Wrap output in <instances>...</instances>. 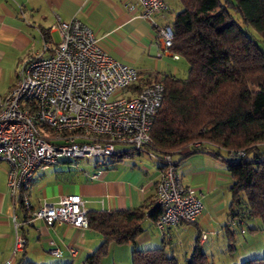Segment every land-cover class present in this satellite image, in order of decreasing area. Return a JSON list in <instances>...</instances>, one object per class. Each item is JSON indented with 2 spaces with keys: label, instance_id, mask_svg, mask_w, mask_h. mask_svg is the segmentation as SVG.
<instances>
[{
  "label": "crops",
  "instance_id": "1",
  "mask_svg": "<svg viewBox=\"0 0 264 264\" xmlns=\"http://www.w3.org/2000/svg\"><path fill=\"white\" fill-rule=\"evenodd\" d=\"M164 2L168 11L153 19L158 26L170 24L167 18L175 13L173 7L180 12L178 0L177 5L171 0ZM139 13L137 0H0V97L11 90L16 72L29 59L51 55L59 41L57 17L65 22L76 18L88 27L112 59L137 70L138 85L165 76L180 79L188 70L187 63L180 57L173 59L170 53L162 54L153 24L139 18ZM220 154L228 159L224 152ZM173 158L182 183L202 195L203 208L196 222L167 228L161 233L146 216L135 244H109L107 255L99 264H121L123 259L130 261L134 250L148 249H162L183 264L197 246L214 259L227 249L228 229L236 240V234L245 233L242 227L255 223L246 220L244 226H238L239 230L228 226L233 181L222 160L208 152L189 154L187 150ZM149 159L156 161L153 164ZM113 162L103 169L95 164L94 171L101 170L96 179H91L95 174L76 172L70 175L54 172L51 176H46V171L35 173L30 187L32 206L56 204L64 195L79 196L88 213L132 211L155 203V185L162 168L160 157L153 153L136 154L131 164L123 160ZM69 164L59 163L62 167ZM7 171L6 164L0 162V264H85L86 258L101 245V235L64 225L47 227L38 220L27 223L23 208L9 196ZM15 223L26 244L21 253L13 256ZM256 228L255 231L248 228V232L256 234L259 227ZM52 250H58L60 256L51 255ZM110 256L112 259L108 261Z\"/></svg>",
  "mask_w": 264,
  "mask_h": 264
},
{
  "label": "built area",
  "instance_id": "2",
  "mask_svg": "<svg viewBox=\"0 0 264 264\" xmlns=\"http://www.w3.org/2000/svg\"><path fill=\"white\" fill-rule=\"evenodd\" d=\"M139 18L150 21L162 54L170 53L174 33L171 24L158 26L155 16L168 11L164 0H137ZM59 41L51 55L33 57L16 72L11 90L0 97V162L6 164L7 190L27 215L47 227L88 228L87 210L77 195H64L56 204L34 208L30 187L36 172L79 160L107 161L126 146L138 154H150L149 132L164 98L163 86L134 90L135 68L112 59L101 49L92 31L78 19H56ZM45 51L47 49L45 48ZM231 154V158L242 156ZM161 171L155 185V204L161 214L154 223L159 232L193 224L202 211L201 194L182 183L173 155L160 156ZM100 169L102 165L97 162ZM101 170L91 179H96ZM15 221V219H13ZM231 226H236L233 221ZM13 256L26 240L15 223ZM201 240L205 237L202 236ZM59 257L58 250L50 251Z\"/></svg>",
  "mask_w": 264,
  "mask_h": 264
},
{
  "label": "trees",
  "instance_id": "3",
  "mask_svg": "<svg viewBox=\"0 0 264 264\" xmlns=\"http://www.w3.org/2000/svg\"><path fill=\"white\" fill-rule=\"evenodd\" d=\"M178 1L181 10L171 24L174 39L170 52L185 60L187 77L165 76L133 87L139 90L160 83L164 90L149 132L148 151L158 157L186 150L189 154L208 152L222 160L233 181L230 222L238 227L246 220H258V231L264 233V0H225V5L220 0ZM221 152L228 159L222 158ZM237 152L243 155L230 157ZM128 156L124 151L111 160L117 163ZM154 204L132 211L87 213V229L99 233L103 241L85 264H99L111 243L134 245L144 218L155 223L161 214L158 207L151 209ZM226 234V250L232 253L235 240L229 229ZM130 263L180 264L162 249L134 250ZM183 264L214 263L197 246ZM242 264H264V257Z\"/></svg>",
  "mask_w": 264,
  "mask_h": 264
},
{
  "label": "rangeland",
  "instance_id": "4",
  "mask_svg": "<svg viewBox=\"0 0 264 264\" xmlns=\"http://www.w3.org/2000/svg\"><path fill=\"white\" fill-rule=\"evenodd\" d=\"M175 1L176 5H177V0H171V2ZM221 3L223 5H225V0H220ZM228 1H232V0H228ZM178 8V7H177ZM179 9L181 10V7L179 6ZM174 10V14L172 13V16L170 18H167L168 22H170V24H172L173 20H174V16L177 14L176 8L173 7ZM231 16L233 17V19L236 21V23L241 26V23L238 19V17L232 12L230 11ZM242 27V26H241ZM250 34L253 33V31L249 30ZM264 51V48H263ZM43 57H46V55H43ZM187 72H184L180 75V79H185L187 77ZM116 151L117 152H127L128 154H130L131 156H128L126 158L123 159L124 163L127 164H131L133 162V160L135 159V152H133L131 150V148L126 147V146H116ZM133 156V157H132ZM132 158V159H130ZM112 160L109 159L107 161H102L97 160V159H83V160H79L77 162V164L75 163H70L68 166H60V165H56L52 168H48L46 170V176H51L53 175L54 172H62V174L64 175H70V174H74V172L76 173H83V174H96L97 171H94L93 167L94 165L99 162L103 167H106ZM148 161H150L151 163L154 164V162L156 160L154 159H149ZM146 163V162H145ZM145 165H147L148 167H152L150 163H146ZM38 172H36L37 174ZM255 222V221H254ZM230 224V223H229ZM261 223L256 220L255 223H249L248 225H246L245 227H242V229L244 230L245 233L242 234H236L238 237L235 240V251L232 253H228L227 250L224 251L223 255L219 254L216 255L213 259V263L214 264H242L244 261L250 260L251 258H262L264 257V233L259 231L256 232V234H250V232H248V228H256V227H260ZM231 226V224H230ZM236 228V230H239L238 227H234ZM112 256H110L108 258V261H111ZM121 264H130V261H125L123 259Z\"/></svg>",
  "mask_w": 264,
  "mask_h": 264
}]
</instances>
